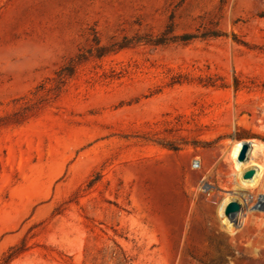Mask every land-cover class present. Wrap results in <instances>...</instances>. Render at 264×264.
<instances>
[{
	"label": "rangeland",
	"instance_id": "374dc122",
	"mask_svg": "<svg viewBox=\"0 0 264 264\" xmlns=\"http://www.w3.org/2000/svg\"><path fill=\"white\" fill-rule=\"evenodd\" d=\"M4 115L8 264H264V0H0Z\"/></svg>",
	"mask_w": 264,
	"mask_h": 264
},
{
	"label": "trees",
	"instance_id": "16d2710c",
	"mask_svg": "<svg viewBox=\"0 0 264 264\" xmlns=\"http://www.w3.org/2000/svg\"><path fill=\"white\" fill-rule=\"evenodd\" d=\"M173 33V28L171 26H168V28L158 37L156 38H149L151 43H154L156 45L159 44H167L170 42H176V41H182V42H188L196 37V34L193 33H184L182 35H170ZM213 36H219L221 34H217V32H214L211 34ZM127 44H119L118 49H121L125 47ZM111 47H114L112 45ZM107 50V48H101L102 52L98 54V56H103L110 51L113 50L111 48ZM85 60L82 54L77 55L73 59H71L68 63L61 66L55 73L54 76V85L52 87V91H55L56 94H59L64 86L71 80L77 72L78 66ZM20 117V116H18ZM18 119V118H17ZM9 120V116H0V126L5 125ZM19 120V119H18ZM25 250V240L20 241V243H17L15 245L10 246L1 256L0 258V264H8L11 260H13L16 256H18L22 251Z\"/></svg>",
	"mask_w": 264,
	"mask_h": 264
},
{
	"label": "bare ground",
	"instance_id": "6f19581e",
	"mask_svg": "<svg viewBox=\"0 0 264 264\" xmlns=\"http://www.w3.org/2000/svg\"><path fill=\"white\" fill-rule=\"evenodd\" d=\"M236 150H237V149H236V147H235V149H234V153H236ZM234 153H233V154H234ZM238 164H239V163H238ZM259 174H260V171H257V172L255 173L254 177H253L250 181H252V182L256 181V179H257V177L259 176ZM259 201H262V202H263L264 199H261V200H258V199H257V200H256V202H259ZM222 212H223V211H222ZM231 216L233 217V214H231ZM228 217H229L228 215H224V214H223V220H224V221H227V220H228Z\"/></svg>",
	"mask_w": 264,
	"mask_h": 264
},
{
	"label": "water",
	"instance_id": "95a60500",
	"mask_svg": "<svg viewBox=\"0 0 264 264\" xmlns=\"http://www.w3.org/2000/svg\"><path fill=\"white\" fill-rule=\"evenodd\" d=\"M252 175H253V171H249V172L246 173L245 177H246V178H249V177H251Z\"/></svg>",
	"mask_w": 264,
	"mask_h": 264
},
{
	"label": "built area",
	"instance_id": "2783aa9c",
	"mask_svg": "<svg viewBox=\"0 0 264 264\" xmlns=\"http://www.w3.org/2000/svg\"><path fill=\"white\" fill-rule=\"evenodd\" d=\"M194 164H196V166H198L199 165V161L198 160H195L194 161Z\"/></svg>",
	"mask_w": 264,
	"mask_h": 264
}]
</instances>
